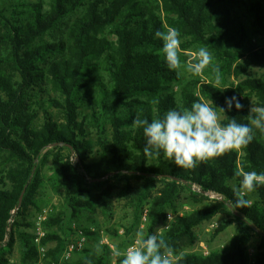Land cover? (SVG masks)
<instances>
[{
	"label": "trees",
	"instance_id": "1",
	"mask_svg": "<svg viewBox=\"0 0 264 264\" xmlns=\"http://www.w3.org/2000/svg\"><path fill=\"white\" fill-rule=\"evenodd\" d=\"M170 27L179 30L183 50L206 47L221 77L264 69V0L0 1V264H9L16 243L20 264H65L74 234L99 238L100 230L81 223L97 226L93 217H111L119 202L136 217L145 212V237L169 213L176 216L160 233L175 264H248L250 246V264H264V185L250 207H233L235 173L264 172V132L254 129L242 152L186 170L163 154L148 160L143 131L132 127L137 115L151 122L199 101L227 108L225 101L237 97L242 109L233 104L226 115L241 124L249 123V100L264 107V74L221 89L199 76L186 81L189 57L180 55L181 69L170 70L155 36ZM203 74L214 77L211 68ZM45 186L59 203L42 221L47 232L35 244L27 230L42 211ZM183 193L199 206L177 216ZM218 215L225 220L214 236L235 227L228 245L207 256L188 252L195 229ZM103 232L118 236L116 227ZM96 246L74 252L84 256L70 264H119L122 257L105 245L97 254ZM40 248L46 249L42 259Z\"/></svg>",
	"mask_w": 264,
	"mask_h": 264
},
{
	"label": "clouds",
	"instance_id": "2",
	"mask_svg": "<svg viewBox=\"0 0 264 264\" xmlns=\"http://www.w3.org/2000/svg\"><path fill=\"white\" fill-rule=\"evenodd\" d=\"M155 36L162 42L161 52L170 70L179 71L182 67L181 36L176 28L157 30ZM211 68L214 80L221 83L219 68L213 62V56L206 47H200L193 58L186 64V70L194 76H200L205 69ZM227 108H217L213 101L194 102L190 108L170 109L163 117L153 118L151 122L141 119L139 115L132 121L134 129H142L146 138L143 149L148 160L163 157L175 163L179 168L194 170L201 164H208L230 152H242L254 139V129L264 132V107L252 104L247 117L249 123H238L237 118H229L226 111H231L233 104L237 111L243 105L233 96L225 101ZM223 120L228 122L225 124ZM238 184L233 183L236 196L234 208H248L252 205V194L257 187L264 185V172L237 171ZM102 254L100 245L95 248ZM122 257L119 264H174L173 249L159 233L145 237L143 232L136 233L133 244L123 252L114 253Z\"/></svg>",
	"mask_w": 264,
	"mask_h": 264
},
{
	"label": "rangeland",
	"instance_id": "3",
	"mask_svg": "<svg viewBox=\"0 0 264 264\" xmlns=\"http://www.w3.org/2000/svg\"><path fill=\"white\" fill-rule=\"evenodd\" d=\"M1 2H5L7 0H0ZM198 51V50H197ZM196 50H183L181 48L180 55L189 57L186 60L187 62L193 58V54L197 52ZM264 74V69H261L259 67H251L249 70H247L246 73L241 74L239 76H235L233 73L229 75H225L222 77L221 83L217 84L214 80V77L212 76H204V74L200 75L199 77L202 80H209L214 86L225 89L231 85H237L239 82L242 80H245L247 78H259ZM182 77L188 81L191 80L194 75H192L190 72H188L186 69L182 73ZM244 101V100H242ZM248 108L250 109L252 106V100H249L248 102ZM90 131V130H89ZM91 133V132H90ZM93 135V133L91 134ZM72 162L74 164L78 163L75 155L73 152H70ZM160 179V178H158ZM193 189V188H192ZM39 201L41 204V209L42 211L40 213H35V216L33 218V226L31 230H27V233L33 236V242H35V238L38 237V233H43L44 235L46 234L47 230L43 227L42 221L46 219V217L51 213L52 207L58 205L59 198L51 192L50 188L45 186L43 190L41 191V195L39 197ZM199 206V205H197ZM196 205L192 204L189 202L186 193L182 194L181 200L179 202V210H178V215L177 216H182L186 213L191 212L194 210ZM144 208H146V203L144 204ZM145 212L141 214L139 217L134 215V213L127 208V205H125L123 202H119L114 206L113 209V214L111 217H102L100 215H95L93 217V220L95 221V224L97 226L93 225L92 223H87V222H82L81 225H84L86 227H91V231H97L100 230L99 232V238L97 240L94 239H87V242L85 244L84 249L87 250H92L96 244L100 245H105L109 248L111 255H114L115 252L121 251L123 252L128 246L133 244L136 239V233L137 232H143L145 234V229H146V218H145ZM168 216L170 218H168ZM42 220H41V219ZM176 216L172 213H169L167 215V218L164 223L160 224L158 226V229L156 233L159 231V233H162L174 220ZM40 225L38 226L37 223L40 222ZM225 220L224 216H216L210 221L204 222L201 225H199L196 229V235H197V241L194 245V247L188 251L192 253H199L198 247H197V242H203L205 246L207 247V251H216V250H221L224 247H226L231 239V237L234 234L235 227L231 226L226 228L224 231L219 233L217 236H214V232L217 229V227L222 224ZM132 227V230L130 234L128 235V238L125 239V228ZM77 225L72 224V228H76ZM110 227H116L117 228V234L118 236L113 239H109L105 233L103 232L104 229L110 228ZM39 228V230H38ZM78 236L74 234L72 237V240H75ZM124 241L127 243L124 244ZM41 249V248H40ZM39 249V251H40ZM43 252L40 253V258L42 259L43 256H41V253H45V248H42ZM252 248L251 246L248 248L247 255L250 264V258L252 255ZM84 255L81 253H73L71 263H74L75 261L82 259ZM176 258L174 257V264H175ZM9 264H20L19 262V252H18V244L16 243L13 248H12V253L11 256L9 257ZM36 264H42V261H38ZM111 264H115L114 261L111 262Z\"/></svg>",
	"mask_w": 264,
	"mask_h": 264
},
{
	"label": "built area",
	"instance_id": "4",
	"mask_svg": "<svg viewBox=\"0 0 264 264\" xmlns=\"http://www.w3.org/2000/svg\"><path fill=\"white\" fill-rule=\"evenodd\" d=\"M192 188H193V190L200 192L203 195L207 196L211 200H215V201H222L223 200V197L221 195L215 193V192H211V191L201 192V190L196 186H192ZM168 218H170V217L168 216ZM41 220H40V222L37 223L38 226L40 225ZM38 230H39V228H38ZM43 236H44L43 233H38V237L35 238L36 244L39 243L40 239ZM77 236L78 237L75 240L70 241L66 247V250H65L63 257H62V260L65 264H70L71 259H72V255L74 252L80 251L85 247V244L87 242L86 237H84L81 233L77 234ZM197 247L199 250V254H202L203 256L209 255V251H207V247L205 246V244L203 242H201V241L197 242ZM40 252H43L42 248L40 249ZM41 256H43V253H41Z\"/></svg>",
	"mask_w": 264,
	"mask_h": 264
},
{
	"label": "water",
	"instance_id": "5",
	"mask_svg": "<svg viewBox=\"0 0 264 264\" xmlns=\"http://www.w3.org/2000/svg\"><path fill=\"white\" fill-rule=\"evenodd\" d=\"M24 192L25 191H22L20 197H19V201H18V207L20 206L21 202H22V198H23V195H24ZM18 209V208H17ZM15 212V211H14Z\"/></svg>",
	"mask_w": 264,
	"mask_h": 264
}]
</instances>
